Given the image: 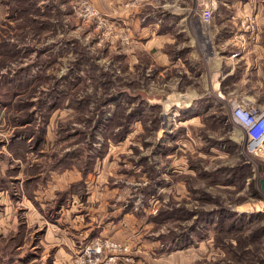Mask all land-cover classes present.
I'll use <instances>...</instances> for the list:
<instances>
[{
    "label": "rangeland",
    "instance_id": "374dc122",
    "mask_svg": "<svg viewBox=\"0 0 264 264\" xmlns=\"http://www.w3.org/2000/svg\"><path fill=\"white\" fill-rule=\"evenodd\" d=\"M150 1L0 0V264H264V159L231 110L264 108V0H216L243 12L226 38L184 0L157 50Z\"/></svg>",
    "mask_w": 264,
    "mask_h": 264
},
{
    "label": "crops",
    "instance_id": "0c3cea01",
    "mask_svg": "<svg viewBox=\"0 0 264 264\" xmlns=\"http://www.w3.org/2000/svg\"><path fill=\"white\" fill-rule=\"evenodd\" d=\"M94 1V3L96 4L97 7H99L102 11L105 12H116L117 10H120L121 5L123 4V2L125 0H92ZM158 0H151L150 2H153L152 5H154ZM164 1V6H166V10L164 9H160V12H156L155 14L153 13H149L148 16L153 20V23L147 25V29L145 27L146 22H145V17L146 14L138 11L137 9L134 11V13L137 15V29L139 30V32L141 33L142 37H147L150 36L151 38L147 41V43L151 44V48L154 49H160L162 48V42L165 39V42L167 41H171L172 38H174L173 36L175 34H173L174 32L177 34L180 33L179 30H183L186 22L189 20V14H187V10L186 7L187 5H183L185 2L184 0H163ZM228 1V0H225ZM225 5H227V3H224ZM253 4V3H252ZM230 5L231 3L228 4L229 8L224 10V11H219L218 13L216 12L215 15V20L213 22L212 27L215 28V32H218L219 35H224V38H226V36L230 33H233L236 29H237V24L239 22V18L241 17V14H243V12H239V10H231L230 9ZM253 13V15L255 17L258 16H262L261 12L259 11H253L251 12ZM142 14H145V16L143 15L141 17ZM141 19H140V17ZM141 20H143V22H141ZM203 25V24H202ZM204 26V25H203ZM205 27V26H204ZM136 28V27H135ZM207 29V28H206ZM148 30V31H147ZM229 38L226 39L224 41V43L228 44L229 43ZM153 42L154 45H153ZM183 46V45H182ZM237 48L235 47H231V46H227L223 47V53L225 56V65L227 66V68L229 69L230 73H232L234 71L235 65L237 64L238 60L240 59H244L245 61L249 62L251 59L249 58L250 56L247 54L246 56H236V50ZM177 54L179 52H176ZM246 54V53H245ZM175 56V57H174ZM178 57V58H177ZM183 56L182 54L179 53V55H171L168 58L163 59L164 60V64L167 65V61L168 59L172 60V63L170 66H175L176 64H178V60L181 59ZM176 59V60H173ZM229 73V74H230ZM187 88V89H186ZM185 88V90L187 91V93L190 94L191 89L188 88V86ZM235 91V90H234ZM194 92H196L194 90ZM208 90H204L203 92H201L200 94L196 93L195 95L197 97L195 98H201V97H206V95H208ZM231 93V92H230ZM229 93V94H230ZM180 96H184L186 94V92L184 94L177 93ZM165 97L171 98V94H164ZM194 94H192L193 96ZM187 97H189V99H193V97L186 95ZM252 102V101H251ZM181 103H185V102H181ZM176 104V103H173ZM172 104V105H173ZM187 107L190 106V101H188V104L186 103ZM188 109V108H187ZM185 110V109H183ZM195 108L192 107L190 109V112L192 115L195 114ZM190 115V114H187ZM197 117L193 116V118ZM191 117H189V120ZM172 156V155H170ZM178 163L180 165H184L185 164V160L184 157H181V161L177 160ZM177 163V164H178ZM178 164V165H179ZM177 167H183V166H177ZM90 193V192H89Z\"/></svg>",
    "mask_w": 264,
    "mask_h": 264
},
{
    "label": "built area",
    "instance_id": "2783aa9c",
    "mask_svg": "<svg viewBox=\"0 0 264 264\" xmlns=\"http://www.w3.org/2000/svg\"><path fill=\"white\" fill-rule=\"evenodd\" d=\"M193 2L194 5L189 9L190 16H198L203 25L209 28L214 13L218 10L216 0H193ZM94 14L97 15V12L90 4H87L84 16L91 18ZM231 110L235 125L240 127L245 134L246 153L252 157L264 159V108H255L248 104H232ZM106 245L114 249L120 247V245L109 241L106 242Z\"/></svg>",
    "mask_w": 264,
    "mask_h": 264
},
{
    "label": "trees",
    "instance_id": "16d2710c",
    "mask_svg": "<svg viewBox=\"0 0 264 264\" xmlns=\"http://www.w3.org/2000/svg\"><path fill=\"white\" fill-rule=\"evenodd\" d=\"M26 122V121H25Z\"/></svg>",
    "mask_w": 264,
    "mask_h": 264
}]
</instances>
